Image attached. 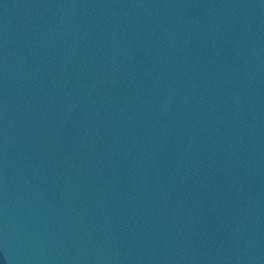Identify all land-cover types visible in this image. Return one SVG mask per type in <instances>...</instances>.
<instances>
[{"label":"water","instance_id":"95a60500","mask_svg":"<svg viewBox=\"0 0 264 264\" xmlns=\"http://www.w3.org/2000/svg\"><path fill=\"white\" fill-rule=\"evenodd\" d=\"M0 264H264V0H0Z\"/></svg>","mask_w":264,"mask_h":264}]
</instances>
